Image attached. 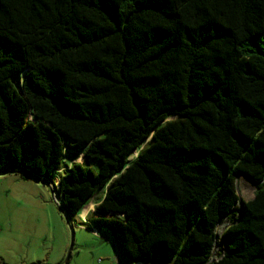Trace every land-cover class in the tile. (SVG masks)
Here are the masks:
<instances>
[{
  "label": "trees",
  "instance_id": "obj_1",
  "mask_svg": "<svg viewBox=\"0 0 264 264\" xmlns=\"http://www.w3.org/2000/svg\"><path fill=\"white\" fill-rule=\"evenodd\" d=\"M5 170L129 263L264 264V0H0Z\"/></svg>",
  "mask_w": 264,
  "mask_h": 264
},
{
  "label": "rangeland",
  "instance_id": "obj_2",
  "mask_svg": "<svg viewBox=\"0 0 264 264\" xmlns=\"http://www.w3.org/2000/svg\"><path fill=\"white\" fill-rule=\"evenodd\" d=\"M75 158L84 161L82 155ZM71 160L66 156L63 167ZM57 177L46 183L20 171L0 172V264H166L129 263L105 230L94 232L86 225L82 212L66 216L53 186ZM243 188L249 197L253 188L244 183ZM102 195L103 190L96 192L89 212Z\"/></svg>",
  "mask_w": 264,
  "mask_h": 264
},
{
  "label": "built area",
  "instance_id": "obj_3",
  "mask_svg": "<svg viewBox=\"0 0 264 264\" xmlns=\"http://www.w3.org/2000/svg\"><path fill=\"white\" fill-rule=\"evenodd\" d=\"M89 212V211H88ZM88 212H87V214H88ZM86 217H87V215H86ZM86 217H83V220L86 222ZM94 230V232H96V230L95 229H93Z\"/></svg>",
  "mask_w": 264,
  "mask_h": 264
},
{
  "label": "water",
  "instance_id": "obj_4",
  "mask_svg": "<svg viewBox=\"0 0 264 264\" xmlns=\"http://www.w3.org/2000/svg\"><path fill=\"white\" fill-rule=\"evenodd\" d=\"M92 229V228H91ZM96 230V229H95ZM97 231V230H96ZM113 242V241H112ZM114 243V242H113ZM114 245H115V243H114ZM116 246V245H115ZM117 248V247H116ZM137 263H139V262H137ZM146 263V262H145Z\"/></svg>",
  "mask_w": 264,
  "mask_h": 264
}]
</instances>
